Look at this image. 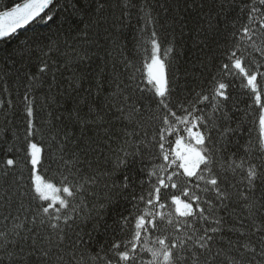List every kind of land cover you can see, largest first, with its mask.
<instances>
[{"label": "snow or ice", "instance_id": "1", "mask_svg": "<svg viewBox=\"0 0 264 264\" xmlns=\"http://www.w3.org/2000/svg\"><path fill=\"white\" fill-rule=\"evenodd\" d=\"M117 3L124 17H130L132 9L142 14L140 19L145 22L142 35L147 25L153 28L145 40L150 45V57L144 63L143 87L137 85L132 95L123 90L113 93L119 103H112L109 110L114 108L115 119L127 122L124 123L127 128L140 120L144 109L141 101L146 99L150 105L149 118L156 124L150 139L147 134L141 137L135 131L125 132V137L133 139L125 138L121 147L112 150L115 161L107 175L119 173V178L112 180L114 194L97 207L98 219L92 232L99 230L104 213L121 197L131 207L118 214L112 238L94 248L92 232L85 233L69 214L76 212L73 201L83 191V185L76 179L83 161L75 150L67 158L66 153L70 143L79 147L70 124L102 125L105 116L91 106L88 115L94 118L88 119L79 108L67 118L50 112L51 119L44 122L45 129L36 124L34 100L26 92L23 136L14 133L19 145H9L0 156V177L7 180L9 176L22 177L25 170L28 172L29 195L35 204L33 224L38 220L49 231L41 235L36 228H28V235L15 232L16 239L0 232V264H53L54 250L58 264L64 260L60 251L71 252L72 260L68 264L73 261L74 264H264V0H213L211 9L216 10L218 5V10L214 15L210 10L200 17L198 32L206 24L207 32L219 34L221 13L238 10V15L225 38L224 58L209 75L207 86L198 92L193 89L183 99L173 95L176 89L167 73L166 59L169 54H176L173 41L164 38L169 47L161 57L162 38L155 27L158 21L153 19L151 11H145L146 4L141 0H117ZM57 5L80 22L88 21L86 27H90V13H102L106 0H66L64 4L60 0H8L7 3L0 0V42L21 30L52 21L58 14ZM92 19L99 22L96 17ZM173 19L183 35L185 18ZM54 51L59 49L51 45L46 51L40 49L39 54L36 49L28 50V54L38 55L39 61L35 72L25 73L30 88L42 87L46 82L48 73L53 71L49 60ZM24 54L20 52L21 56ZM70 64L71 59L66 56L63 67L71 71ZM59 70L58 65L56 71ZM52 79L55 82V72ZM237 81L251 101L248 108L254 110L258 123V135L242 146L243 154L230 152L228 148L236 129L229 123L232 117L224 110L231 99L229 89ZM68 84L73 91L81 87L75 74ZM52 86L49 84L50 89ZM135 91L140 96L133 99ZM54 101L52 97L50 102ZM209 105L212 112L205 114ZM8 107H12L11 102ZM38 133L47 135L52 160L62 165L56 170L59 183L45 179L38 172L42 164L41 148L34 142ZM253 154L258 155L260 164L252 162Z\"/></svg>", "mask_w": 264, "mask_h": 264}, {"label": "trees", "instance_id": "2", "mask_svg": "<svg viewBox=\"0 0 264 264\" xmlns=\"http://www.w3.org/2000/svg\"><path fill=\"white\" fill-rule=\"evenodd\" d=\"M4 2L7 3L8 0ZM65 2L66 0H60V4ZM212 2L213 0H141V3L146 4L145 11H151L153 19L158 21L155 27L162 38L161 57L165 56L164 49L169 47V44L164 42L165 37L166 40L173 41L176 48L175 56L169 54L166 64L172 87L176 89L173 95L181 99L187 97L193 89L198 92L207 86L209 75L215 72L216 65L224 58L223 53L227 46L225 38L227 33L232 31V21L238 15V10L221 13L219 34L207 32L206 24L203 25V31L198 32L197 29L201 27L200 17L210 10L214 15L218 10V5L216 10L211 9ZM57 12L55 18L47 24H36L27 31L21 30L12 38L0 42V156L6 152L9 145H19L14 133L19 134L21 138L23 136L26 92L34 100L36 124L44 126L45 129L47 125L44 122L51 119L50 112L67 118L70 112L79 108L81 114L88 119L94 118L88 115L91 106L100 115L105 116L102 125L81 126L75 123L69 125L79 142V147L70 143L66 158L75 150L79 159L83 161L79 164L80 173L76 177L83 185V191L73 201L76 212L80 215L71 211L69 214L75 217L76 223L86 233L92 232L93 223L98 219L95 213L99 204L106 202L105 198L108 195L114 194L112 180L118 181L119 173L107 175V172L112 171L115 161L112 150L121 147L125 138L133 139L132 136L125 137V132L135 131L141 137L147 134L150 139L153 126L156 124V121L149 118L150 105L146 99L141 101L144 109L140 120L129 124L127 128L124 127V123L127 122L121 123L115 119L113 115L115 109L109 110L112 103H119L113 93L123 90L132 95L137 85L143 87L146 73L144 63L150 57V45H147L145 40L153 26L147 25V31L142 35L141 29L145 28V22L140 19L142 14L132 9L130 17L122 16V9L118 6L117 0H106V7L102 13L92 11L89 17L90 27H86L88 21L80 22L59 5ZM92 17L98 18L99 22ZM182 17L185 18L182 23L186 24L183 35L181 28L173 19ZM213 23L217 21L213 20ZM239 26L237 22V27ZM49 45L53 49H59L50 54L52 59L49 60V64L52 65L53 71L48 73L42 87L30 88L25 73L35 72L39 61L38 55H30L28 50L36 49L39 54L40 49L46 51ZM145 49L148 50L147 53ZM21 51L25 53L23 56L20 55ZM66 56L71 59L69 65L71 71L63 67ZM81 56L85 58L81 59ZM58 65L60 70L56 71ZM53 72L56 75L55 82L52 79ZM73 74L81 85L76 91L68 84ZM49 84L53 85L51 89ZM5 88L8 89L7 92L4 91ZM229 92L231 99L226 102L224 110L232 117L229 123L236 132L232 134L228 148L230 152L243 154L242 146L258 135V123L254 110L248 108L251 101L243 94L238 81ZM139 96L140 93L135 91L133 99ZM52 97H55L54 102H50ZM9 102L11 108L8 107ZM211 112L209 105L205 109V114ZM56 123L60 124L59 121ZM65 123H68L67 119ZM5 128L8 129L7 132L4 131ZM213 135L215 138V133ZM34 142L41 148L42 164L38 166L39 174L45 179L59 183L60 175L56 170L62 168V165L58 160H52L47 135L41 136L38 133ZM147 159L148 157H145V160ZM251 160L255 164L261 163L257 154H253ZM89 177L93 180H89ZM28 184L26 170L22 177L9 176L7 180L0 177V232L9 233L10 239L17 238L15 232H20L22 236L28 235V228H36L41 235L49 231L46 227H41L38 220L35 225L33 224L35 204L31 201ZM128 195H131V190ZM130 207V203L123 197L108 207L99 230L92 232L91 243L94 248L98 249L106 239L112 238V229L115 227L114 221L118 214ZM236 214H239V209ZM86 216L91 219L84 220ZM4 217L8 219L5 220ZM17 225L20 227H16ZM85 239L88 237L85 236ZM60 255L64 257L63 264H68V261L72 260L71 252L60 251ZM32 259L35 260V257ZM52 260L53 264H58L55 250Z\"/></svg>", "mask_w": 264, "mask_h": 264}, {"label": "rangeland", "instance_id": "3", "mask_svg": "<svg viewBox=\"0 0 264 264\" xmlns=\"http://www.w3.org/2000/svg\"><path fill=\"white\" fill-rule=\"evenodd\" d=\"M145 72H146V69H145Z\"/></svg>", "mask_w": 264, "mask_h": 264}]
</instances>
